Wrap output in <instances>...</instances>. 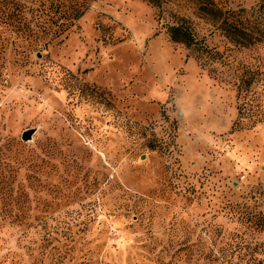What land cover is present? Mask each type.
I'll list each match as a JSON object with an SVG mask.
<instances>
[{
	"label": "rangeland",
	"instance_id": "rangeland-1",
	"mask_svg": "<svg viewBox=\"0 0 264 264\" xmlns=\"http://www.w3.org/2000/svg\"><path fill=\"white\" fill-rule=\"evenodd\" d=\"M160 2L23 0L29 31L0 26V264H264V122L233 130L241 71L165 23L262 73L264 45ZM214 2L264 28V0Z\"/></svg>",
	"mask_w": 264,
	"mask_h": 264
},
{
	"label": "trees",
	"instance_id": "trees-1",
	"mask_svg": "<svg viewBox=\"0 0 264 264\" xmlns=\"http://www.w3.org/2000/svg\"><path fill=\"white\" fill-rule=\"evenodd\" d=\"M144 1L158 9L162 5L160 0ZM22 4H24L23 0H0V26L7 29L9 27L13 30L17 29L23 34L28 32L29 24L25 16L22 15L24 7ZM193 4V11L196 16H203L211 24L214 31L220 32L238 50L264 45V28L260 19L254 17V14L250 11L247 12L242 9L237 12L223 11L217 7L214 0H193ZM165 24L168 38L172 43L183 45L188 49L194 46L200 51L203 60L210 63V66L223 67L234 73L241 71L238 75L246 80L243 83L241 81L234 82L238 83L236 97L239 100V105L237 119L233 123L232 129H251L257 124L263 123L264 100L261 93L264 91V73L259 70L263 63L258 61V66L255 67L235 64V61L229 55L231 53H220L201 45L194 31L182 17H173ZM205 62H203V65H206ZM251 86H254V92L248 90Z\"/></svg>",
	"mask_w": 264,
	"mask_h": 264
},
{
	"label": "water",
	"instance_id": "water-1",
	"mask_svg": "<svg viewBox=\"0 0 264 264\" xmlns=\"http://www.w3.org/2000/svg\"><path fill=\"white\" fill-rule=\"evenodd\" d=\"M35 133V130H27L25 131L22 136L21 140L24 142H29L32 139L33 134Z\"/></svg>",
	"mask_w": 264,
	"mask_h": 264
}]
</instances>
